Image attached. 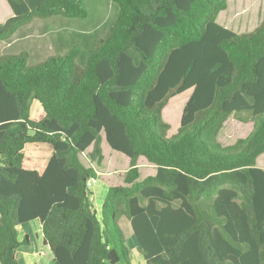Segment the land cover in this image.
Here are the masks:
<instances>
[{
  "label": "trees",
  "instance_id": "trees-1",
  "mask_svg": "<svg viewBox=\"0 0 264 264\" xmlns=\"http://www.w3.org/2000/svg\"><path fill=\"white\" fill-rule=\"evenodd\" d=\"M7 1L14 15L0 23V43L36 18L88 15L83 0ZM114 1L118 17L84 63L79 46L35 65L0 56V264H19L31 221L42 225L47 264H133L127 221L147 264H264V18L238 33L218 22L228 0ZM190 89L168 136L163 110ZM231 115L253 130L223 145ZM103 135L130 166L99 214L88 186L98 172L80 154L93 146L101 164ZM41 144L48 160L27 166ZM141 156L157 168L143 180Z\"/></svg>",
  "mask_w": 264,
  "mask_h": 264
},
{
  "label": "rangeland",
  "instance_id": "rangeland-1",
  "mask_svg": "<svg viewBox=\"0 0 264 264\" xmlns=\"http://www.w3.org/2000/svg\"><path fill=\"white\" fill-rule=\"evenodd\" d=\"M83 3L88 12L86 18L62 16H54L47 19L36 18L14 36L12 46H8L6 42L0 45V56L3 54H22L28 59L30 65H35L43 62L51 55H64L72 47L79 46L81 51L78 61L84 63L93 48L94 42L105 37L115 23L119 13V6L114 0H83ZM0 13L4 16L1 2ZM263 18L264 0H228V7L219 14L218 22L238 33H246L254 31L261 24ZM191 93L192 89L171 97L164 108L163 117L171 124L168 136L178 132L183 108ZM44 115L40 102L33 100L31 107L32 118L40 120ZM252 130V121L243 122L235 115H231L221 129L218 139L223 145H230L238 138L248 136ZM103 141L105 161L103 160L101 164L90 157L93 146L80 154V158L86 166L94 167L98 171V180L94 188L95 194L93 192L91 197L95 208L99 201L101 202L102 198H105L108 185L124 183V176L130 166L128 156L111 148L106 139H103ZM51 153V147L43 146L42 144L38 147H29L26 165H35L32 161H36L35 163L40 162L43 165ZM260 164L264 165V155L260 158ZM139 166L141 173L139 180L155 174L157 170L155 164L148 161L145 157L140 159ZM111 173L113 181L111 178L109 182L107 177ZM123 228L126 232L132 263L145 264L144 258L139 256L137 242L128 221L123 225ZM25 234H29L30 244L22 245L19 248L17 254L19 264H30L31 256L33 254L40 256L39 254L42 250L47 253V256L43 255L40 258L48 260L52 254L43 244L42 231L39 229V224L31 221L22 226L19 240L22 241ZM137 256L139 257L136 258ZM35 259L36 257L33 260Z\"/></svg>",
  "mask_w": 264,
  "mask_h": 264
},
{
  "label": "crops",
  "instance_id": "crops-1",
  "mask_svg": "<svg viewBox=\"0 0 264 264\" xmlns=\"http://www.w3.org/2000/svg\"><path fill=\"white\" fill-rule=\"evenodd\" d=\"M0 2L2 3V7H3V15L4 16H2L1 15V13H0V23H4V22H6V20L8 19V18H10V17H12L13 15H14V11H13V9H12V7L10 6V4L8 3V1L7 0H0ZM28 26V25H27ZM26 27V26H25ZM25 27H23V28H21V29H19L15 34H14V36H16V34H18L19 32H21ZM14 36L10 39V40H7V41H3V42H1L0 43V45L1 44H3V43H7L8 44V46H12L11 44L13 43V38H14ZM10 44V45H9ZM103 139H106L105 138V135H103ZM103 139H102V148H103V143H104V141H103ZM109 144V143H108ZM103 155H104V151H103ZM262 155H264V154H261L259 157H258V159H257V166H261V168H264V165H261L260 164V158H261V156ZM143 156H141L140 158H139V160H138V164L140 165V159L142 158ZM104 158H105V156H104ZM130 159V158H129ZM82 160V159H81ZM104 161H105V159H103ZM36 161H32V163H34L35 165H32V166H30L31 168H39L40 169V165H41V163L40 162H37V163H35ZM103 162V161H102ZM129 169V168H128ZM109 171L111 170V169H108ZM139 170H140V166H139ZM97 171V170H96ZM111 171H113V170H111ZM98 172V171H97ZM113 175H112V173L111 174H108V179H109V182L111 181V178H112V181H113V177H112ZM140 176H141V173H140ZM124 178H125V176H124ZM96 184H97V182L95 183V185H93L94 187H92V189H93V192H94V194H95V190H94V188L96 187ZM120 185H125V181H124V183L123 184H120ZM110 186H115L114 184H110V185H108L107 187L109 188ZM96 190H97V188H96ZM103 201H104V197L102 198V201L100 202L99 201V203H98V205H96V208L95 209H97L98 210V213L100 214L101 213V209H102V204H103ZM98 207V208H97ZM35 222H37L38 224H39V229H41V223H39L38 221H35ZM26 225V224H25ZM24 226V225H23ZM21 228H22V226H21ZM29 235V234H28ZM50 251V250H49ZM46 253V252H45ZM139 253V256H141V257H143L144 258V256L140 253V252H138ZM18 254V253H17ZM44 256H47V253L44 255ZM139 256H137L136 258H138ZM36 257V259L35 260H33L34 258ZM44 258V257H43ZM18 259V258H17ZM135 259V258H134ZM52 260V255H51V257L50 258H48V260H45V258H44V260H42V258H40V256H37V254H33L32 256H31V262H30V264H46V262L48 261V263L50 262ZM144 261H145V264H147V261H146V259L144 258ZM18 262H19V260H18Z\"/></svg>",
  "mask_w": 264,
  "mask_h": 264
},
{
  "label": "built area",
  "instance_id": "built-area-1",
  "mask_svg": "<svg viewBox=\"0 0 264 264\" xmlns=\"http://www.w3.org/2000/svg\"><path fill=\"white\" fill-rule=\"evenodd\" d=\"M97 178H95V177H92V178H90V180L88 181V186L90 187V188H92L93 187V185L97 182ZM46 253H45V251L44 250H42L41 252H40V256H43V255H45Z\"/></svg>",
  "mask_w": 264,
  "mask_h": 264
}]
</instances>
